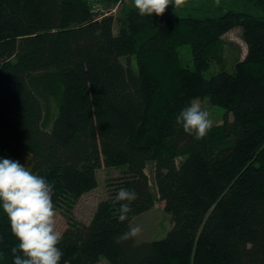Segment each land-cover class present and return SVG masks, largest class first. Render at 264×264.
Masks as SVG:
<instances>
[{"label":"trees","instance_id":"1","mask_svg":"<svg viewBox=\"0 0 264 264\" xmlns=\"http://www.w3.org/2000/svg\"><path fill=\"white\" fill-rule=\"evenodd\" d=\"M242 1L254 12L142 17L91 0H0V158L27 152V169L53 186L68 223L60 264H264V0ZM237 27L245 57L208 76ZM194 100L225 110L200 140L176 122ZM103 166L120 175L80 222L74 208ZM121 188L138 195L124 222ZM158 200L167 234L117 243ZM17 243L0 207V264Z\"/></svg>","mask_w":264,"mask_h":264},{"label":"clouds","instance_id":"2","mask_svg":"<svg viewBox=\"0 0 264 264\" xmlns=\"http://www.w3.org/2000/svg\"><path fill=\"white\" fill-rule=\"evenodd\" d=\"M185 0H134V8L140 16L163 15L169 5L174 9ZM183 131L196 140L204 138L212 127L209 113L198 103L182 109L176 117ZM53 186L43 176L30 172L19 160L0 158V207L10 223L12 235L17 239L11 248L13 264H60L64 255L58 247L62 233L55 229V204ZM138 198L134 190L121 188L114 202H119L120 222L128 219L131 202ZM143 227L129 225L127 231L117 237L122 243L140 236Z\"/></svg>","mask_w":264,"mask_h":264},{"label":"rangeland","instance_id":"3","mask_svg":"<svg viewBox=\"0 0 264 264\" xmlns=\"http://www.w3.org/2000/svg\"><path fill=\"white\" fill-rule=\"evenodd\" d=\"M91 4L96 11L113 13L119 16L122 15L124 8L134 6V0H91ZM233 9L254 12V9L248 4H245L242 0H185L184 5L175 9L174 5H169L165 12L171 15L192 14L197 16L219 17L226 11ZM118 28L119 25L116 23L114 31L117 32ZM246 52L247 45L243 40L241 29L237 27L230 30L223 35L221 45L213 56V66L208 71L207 75L210 76L222 69L232 71L236 62L245 57ZM182 53L184 63L189 62L192 55L186 46L182 47ZM193 103H198L202 110L209 113L212 126L220 125L223 122L225 110L222 107L214 106L210 104L208 100H194ZM229 117H231V115H229ZM17 160L28 168L29 154L27 152L23 151L18 156ZM147 172L151 174L149 169ZM97 175L98 186L85 192L74 208L75 219L86 224L92 220L99 202L108 196L107 180L109 178L118 177L120 175V170L103 166L98 170ZM137 224L143 227V232L140 236L135 238V241L141 243L143 241L163 238L171 229L173 222L171 214L165 210V203L158 200L152 209L132 220L131 225ZM67 226L68 223L62 211L56 209L55 229L62 233ZM95 264L110 263L105 256H101L100 260Z\"/></svg>","mask_w":264,"mask_h":264}]
</instances>
